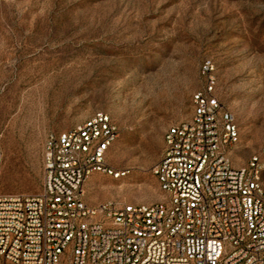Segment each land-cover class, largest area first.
<instances>
[{"label":"rangeland","instance_id":"obj_1","mask_svg":"<svg viewBox=\"0 0 264 264\" xmlns=\"http://www.w3.org/2000/svg\"><path fill=\"white\" fill-rule=\"evenodd\" d=\"M209 75L238 128L233 165L264 162V0H0V194L40 192L46 136L101 111L119 127L112 174L82 200L160 201L164 133Z\"/></svg>","mask_w":264,"mask_h":264},{"label":"built area","instance_id":"obj_2","mask_svg":"<svg viewBox=\"0 0 264 264\" xmlns=\"http://www.w3.org/2000/svg\"><path fill=\"white\" fill-rule=\"evenodd\" d=\"M213 88L209 75L190 118L165 131L155 203L82 200L91 174H112L119 127L107 113L49 133L41 191L0 194V264H264V162L233 165L238 128Z\"/></svg>","mask_w":264,"mask_h":264}]
</instances>
